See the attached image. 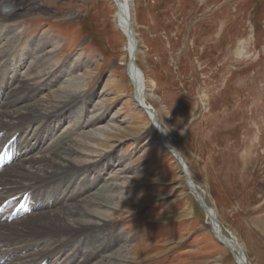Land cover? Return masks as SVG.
<instances>
[{
  "label": "rangeland",
  "instance_id": "obj_1",
  "mask_svg": "<svg viewBox=\"0 0 264 264\" xmlns=\"http://www.w3.org/2000/svg\"><path fill=\"white\" fill-rule=\"evenodd\" d=\"M11 1L19 14L0 23V28L16 29L15 44L6 54L19 56L33 40L53 39L55 45L47 49L50 67L63 69L82 86L75 102L82 106L78 120L103 117L84 130L77 127L70 140L86 146L93 158L89 165L109 162L127 172H117L120 205L106 227L130 241L123 264H237L213 235L177 160L156 144L147 112L133 99L126 73L127 42L116 25L114 4ZM131 15L140 46L135 64L144 75L146 101L157 123L184 159L197 192L216 209L223 235L238 240L250 264H264V233L254 228L264 219V156L259 155L264 128L258 158L241 163L250 149L248 119H254L248 115L253 104L241 108L233 99L238 92L246 100L247 93L252 97L260 91L264 102V0H131ZM237 48L244 53L237 55ZM9 56L0 64L14 62ZM70 60L74 62L69 66ZM17 70L21 75L28 72L23 65ZM84 135L97 140L88 142L93 139ZM42 136L45 140L47 135Z\"/></svg>",
  "mask_w": 264,
  "mask_h": 264
},
{
  "label": "bare ground",
  "instance_id": "obj_2",
  "mask_svg": "<svg viewBox=\"0 0 264 264\" xmlns=\"http://www.w3.org/2000/svg\"><path fill=\"white\" fill-rule=\"evenodd\" d=\"M110 1L115 9L118 5L123 14L119 16L116 9L118 29L124 34L129 25L135 37L136 63L140 46L133 26L131 0ZM18 10L11 0H0V23L18 16ZM0 29V61H4L9 56L6 51L15 44L16 29ZM4 29H7L5 38L1 39ZM51 45H55L53 39L33 40L22 54L9 56L14 65L7 63V60L0 64V102L4 103L0 109V264H123L128 256L130 241L115 234V231L109 232L106 227L111 224L114 210L119 204L116 199L118 173L127 172L122 167L116 170L109 162L89 165L93 158L86 152V146H77L70 140L77 133V127L84 130L100 123L103 117L87 123L78 120L81 119L82 106L75 102L79 98L77 89L82 88L81 83L77 79H70L63 69L52 70V54L47 51ZM125 47L128 55L131 54L132 47ZM244 50L239 48L237 55L244 53ZM72 62L70 60L67 64L70 66ZM74 64L77 65L76 62ZM21 65L28 68L25 75L17 70ZM244 68H239L237 72H242ZM141 73L140 69L130 68L127 77L132 84L133 96L140 95L143 103L150 108L147 114L151 121L156 114L147 104L145 78L143 73L141 77ZM36 87H39V93ZM259 92L255 91L252 97L247 93L246 100L239 92L233 97L241 108L246 103L249 105V101L253 104L250 105L253 107L252 114L248 115L254 119H248L251 125L249 131L252 132L248 137L250 149L241 158V163L244 161L245 165L258 158L256 152L260 137H263L264 126L260 124L264 102L260 101ZM207 94L204 93L205 102H209ZM47 98H52V101ZM86 98L85 102L88 101ZM23 101L26 103L22 104ZM72 103L77 105V109L73 110L76 105L72 107ZM97 113L93 110L92 115L96 116ZM219 115L215 114V117ZM61 122H66L63 129L58 127ZM156 124L157 128L153 126V131L157 133L162 130L165 134L161 125ZM29 130H33L32 133H27ZM45 134L47 136L43 140L42 135ZM83 137L93 139L88 142L97 140L89 135ZM156 144H160L158 139ZM29 150L33 152L29 154ZM259 151H262L259 155L264 156V148ZM179 156L188 173L184 159ZM187 185L194 199L196 193L200 195L191 179ZM208 208L218 220L216 209ZM204 215L209 222V214ZM254 228L264 233V219L256 221ZM231 246L235 253L242 249L245 257L243 246L236 238ZM68 255L70 257L66 258Z\"/></svg>",
  "mask_w": 264,
  "mask_h": 264
},
{
  "label": "water",
  "instance_id": "obj_3",
  "mask_svg": "<svg viewBox=\"0 0 264 264\" xmlns=\"http://www.w3.org/2000/svg\"><path fill=\"white\" fill-rule=\"evenodd\" d=\"M116 9L118 11L119 16L121 15V10L118 7V5L116 6ZM124 17V16H123ZM126 19V18H125ZM127 20V19H126ZM124 35L126 37V42H127V47L129 48L130 46L132 47V52L131 54H129V58H128V63L126 65V73L128 74L129 69L133 68L134 70H139L138 67L135 65V51H136V47H137V43L135 41V37L132 33V30L130 28L129 25H127V30L126 32H124ZM141 73V71H140ZM141 77H142V73H141ZM133 99L135 101V103L138 105V107L145 112H149L150 108H148L142 101V99L140 98V95L138 96H133ZM155 115V114H154ZM157 117L156 115L153 117V119H151V123L152 126H155V128H157ZM157 139L160 143V145L166 149L174 158H176L179 166L181 167V171L183 173V176L185 178V183L186 185L189 182V174L184 170L182 161L180 159L179 153L178 151L173 147V145L167 140L165 134L163 133L162 130H160L159 132L157 131ZM188 186V185H187ZM196 201L199 205V207L201 208V210L203 211V213H207L209 214V226L211 228V231L213 233V235L215 236V238L220 242V244H222L223 246L227 247L230 251V253L232 254L233 258L236 260V262H238V264H250L249 262L246 261L242 249L238 250L237 253H235V249L232 248L231 243L232 240H228L223 233L221 232V226L219 221L217 220V218L215 217V215L209 211L208 205L205 202V198L201 197L200 195H198L196 193Z\"/></svg>",
  "mask_w": 264,
  "mask_h": 264
}]
</instances>
